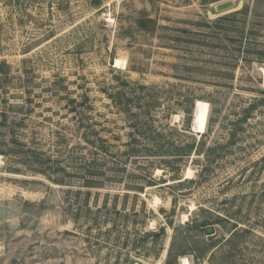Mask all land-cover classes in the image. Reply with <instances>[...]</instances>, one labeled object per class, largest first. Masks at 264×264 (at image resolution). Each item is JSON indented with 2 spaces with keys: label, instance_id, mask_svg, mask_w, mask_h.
<instances>
[{
  "label": "rangeland",
  "instance_id": "rangeland-1",
  "mask_svg": "<svg viewBox=\"0 0 264 264\" xmlns=\"http://www.w3.org/2000/svg\"><path fill=\"white\" fill-rule=\"evenodd\" d=\"M224 1L0 0V264H264V0Z\"/></svg>",
  "mask_w": 264,
  "mask_h": 264
},
{
  "label": "trees",
  "instance_id": "trees-1",
  "mask_svg": "<svg viewBox=\"0 0 264 264\" xmlns=\"http://www.w3.org/2000/svg\"><path fill=\"white\" fill-rule=\"evenodd\" d=\"M141 25H145L144 22H142ZM2 65L0 64V72H2ZM92 134L86 133V135L84 136V139L91 145L96 146L97 141H98V147L101 150V153L105 154V155H109L111 154L112 151V144H110L108 142V140L106 138H104L103 136H99L97 135L96 137L93 136L91 137ZM139 135H141L139 133ZM149 140L151 141V144L154 145L152 146V148H147L146 146H143V142L138 141L139 138L137 139V136H135V138H133L131 140V142L129 143V149L123 153L132 155V156H139V155H146L148 153V151H151L154 155H170L172 152L170 150V148L172 147V143L170 141H167L163 135L161 133H156V134H151L148 135ZM15 137V136H14ZM15 142L22 144L20 142H18V140H14ZM22 150H19V153H21ZM97 158L93 160V162H91L90 164L94 163L97 164V166H100L102 163L98 164L97 162ZM117 165V170H122L123 166H120V161H118L116 163ZM115 165V166H116ZM125 169V168H123ZM46 173V172H45ZM89 174H91L92 176H96L98 174H96L95 172H93V170H89L88 172ZM47 176H49L47 174ZM50 177V176H49ZM59 182V180H58ZM94 182H90V180L88 181V185L92 184ZM92 186V185H91ZM208 223L204 222L202 224H199L198 227H204L206 226ZM177 264V263H176Z\"/></svg>",
  "mask_w": 264,
  "mask_h": 264
},
{
  "label": "water",
  "instance_id": "water-1",
  "mask_svg": "<svg viewBox=\"0 0 264 264\" xmlns=\"http://www.w3.org/2000/svg\"><path fill=\"white\" fill-rule=\"evenodd\" d=\"M231 6H233L232 0H225L224 2L217 4V8L221 11L231 8ZM212 231H213V228H209V232H212ZM135 264H141V263L136 262Z\"/></svg>",
  "mask_w": 264,
  "mask_h": 264
},
{
  "label": "bare ground",
  "instance_id": "bare-ground-1",
  "mask_svg": "<svg viewBox=\"0 0 264 264\" xmlns=\"http://www.w3.org/2000/svg\"><path fill=\"white\" fill-rule=\"evenodd\" d=\"M190 173H191V170L189 169V171H188V175H189ZM182 264H192V263L190 262L189 259L184 258L183 261H182Z\"/></svg>",
  "mask_w": 264,
  "mask_h": 264
}]
</instances>
